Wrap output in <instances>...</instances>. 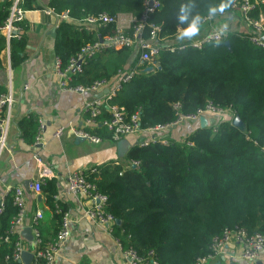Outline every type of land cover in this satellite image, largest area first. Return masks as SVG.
I'll list each match as a JSON object with an SVG mask.
<instances>
[{"label": "trees", "instance_id": "obj_1", "mask_svg": "<svg viewBox=\"0 0 264 264\" xmlns=\"http://www.w3.org/2000/svg\"><path fill=\"white\" fill-rule=\"evenodd\" d=\"M36 1L21 0L19 5L24 9L40 7ZM159 1V8L147 19L159 27L156 66L146 70L148 65L139 61L137 49L111 47L87 57L73 81L89 84L109 80L119 70H137L120 83L108 104L122 107L128 115L138 111L141 129L173 120L174 102L180 103L182 113H194L211 103L232 111L243 122L239 127L229 118H216L203 127L198 125L182 140L167 139L166 143L146 146L135 143L125 158L137 160V166L108 163L97 171H85L97 190L106 195L105 209L116 221L112 233L124 247L132 246L143 255L152 250L159 264H193L226 227L264 234V48L253 45L248 32L231 29L224 38L201 48L186 39L171 45L166 40L175 38L184 27L178 20L181 5L186 6L190 19L201 14L203 28L208 7L219 0ZM11 4L12 0H0V24ZM48 6L57 13L66 11L72 19L101 12L138 17L143 10L141 0H51ZM231 12L230 8L226 14ZM259 13L264 15V3L250 14L257 17ZM149 30L145 25L142 36L147 37ZM113 31L114 25L109 24L101 34ZM96 39L94 32L78 30L73 21L62 20L55 53L66 63L85 43ZM25 43L23 36L9 39L11 67L24 59ZM4 49L6 38L0 33V55ZM2 91L0 88V94ZM107 117L104 105L97 119ZM18 128L22 139L33 142L37 117L20 120ZM91 132L112 138L103 127ZM41 192L56 220L53 236L47 240L42 237L50 241L61 223V215L54 211L55 180L46 179ZM15 213L10 190L0 211L1 236L8 232ZM8 234L10 240L0 242V264H20L6 258L14 240V235Z\"/></svg>", "mask_w": 264, "mask_h": 264}, {"label": "crops", "instance_id": "obj_2", "mask_svg": "<svg viewBox=\"0 0 264 264\" xmlns=\"http://www.w3.org/2000/svg\"><path fill=\"white\" fill-rule=\"evenodd\" d=\"M50 1L37 0L40 7L26 9L25 16L20 22L21 36L26 41L22 62L11 67L9 52L4 49L0 55V88L3 89L2 93H9L12 96V102L7 108L9 125L6 145L0 151V201H3L12 188L19 186L23 189L26 219L19 228V234L27 248H33L28 223L38 209L43 212L39 223L43 239L47 240L53 236L56 230L53 211L48 208L45 195L41 191H33L30 187L32 180L37 176L38 157L51 172L47 179H54L56 182L57 204L70 214V235L58 250L54 264H128L115 242L113 233L84 215V210L92 201L81 192L70 191L67 176L74 170L88 171L108 163L124 166L128 162L125 158L126 151L133 144L153 137L182 140L198 127L199 122L183 121L157 132L141 129L123 137L129 143L125 151L119 150L118 140L112 138L99 136V142H93L74 136L71 128L85 129L90 133L98 127L106 129L99 122L101 119L91 120L86 103L93 99L103 100L107 93L105 89L115 84L119 76L116 74L108 80L107 86L95 92L79 93L59 88L57 76L53 72V59L57 55L55 53L57 28L62 20L44 11L49 7ZM64 20L73 21L78 30L94 32L96 40L110 34H101V29L105 27L94 24L79 28L81 25L79 19L68 17ZM204 23L200 34L194 39H198L205 32L221 29L224 24H227V30L248 31L238 11L211 18ZM166 41L172 43L179 40L176 35L175 38ZM31 116L44 123L43 139L37 145L34 141L27 142L22 139L18 128L20 120ZM204 116L208 124L212 123V119L215 121L220 117L210 113ZM59 126H63L64 131L59 137H55L53 133ZM31 260L32 257L27 262L30 263ZM207 264H264V249L254 262H249L239 256V246L230 243L222 256L210 260Z\"/></svg>", "mask_w": 264, "mask_h": 264}, {"label": "built area", "instance_id": "obj_3", "mask_svg": "<svg viewBox=\"0 0 264 264\" xmlns=\"http://www.w3.org/2000/svg\"><path fill=\"white\" fill-rule=\"evenodd\" d=\"M21 0H12L9 7V12L6 18L0 24V33L4 34L6 38V52H9V39L11 37L19 38L22 35V29L19 23L25 16L26 9L19 5ZM143 10L141 14L136 17L132 14H114L109 15L105 12L98 14H88L79 19L81 27L88 25H97L106 27L109 24H114V31L100 40L85 43L74 56H71L66 63L63 62L59 55H55L53 59V72L58 79V86L62 90L72 92H95L108 85V80L97 79L89 84L74 83L73 75L82 72V64L86 58L92 56L94 53L106 48H120L128 47L139 50V61L147 63L152 67L157 65L154 60L160 48L158 31L159 27L152 23H147L149 15L160 6L159 0H141ZM264 3V0H233L231 9L238 11L241 21L246 24L249 41L258 47L264 48V15L259 13L257 17L252 16L250 13L254 10L255 6ZM48 14H53L58 20L67 19L69 16L66 11L57 13L52 7L44 9ZM205 21L209 20L208 15L204 18ZM147 25L150 30L147 37L142 36V30ZM222 29V28H221ZM211 30L202 34L198 39L190 42L193 47L201 48L204 43L211 41H218L224 38L227 31ZM130 31V32H129ZM172 50V49H171ZM137 70L128 69L125 71L119 70L117 72L119 80L113 84L109 91L104 95L103 100L93 99L86 103V109L90 114L91 120H96L104 105H107L108 117L102 118L99 122L110 133L114 140H119L125 136L134 134L141 130L139 123V112L128 115L122 107L115 104H108L115 90L120 87V83L127 81ZM12 102V96L9 93L0 94V151L6 145V136L9 125V116L7 108ZM175 111V117L168 123L156 124L146 128L148 131L157 132L163 131L165 128H170L180 124L183 121L198 120L200 116L205 114H215L219 118H234V113L230 110L215 107L211 103H207L205 107L196 110L194 113H182L180 111V103L174 102L172 104ZM226 115L230 116L227 117ZM226 116V117H225ZM44 123L38 121L37 133L35 135L34 144H39L43 139ZM64 131L63 126H59L54 131L53 135L59 137ZM74 136L88 139L93 142H99L100 137L90 133L85 129L71 128ZM166 143L164 138L153 137L149 140L138 142L140 146H146L150 143ZM37 160V176L32 180L30 187L35 192L41 191L42 184L50 176V170L43 162L36 157ZM131 165L137 166V160H129L124 166ZM90 171H97L95 168ZM67 186L70 191H78L92 201L91 205L84 210V215L97 225L104 227L112 233L113 225L115 224L114 216L105 209L106 195L97 190L94 181L87 178V173L84 170H74L67 176ZM13 195V204L16 206V213L11 219V224L8 232L0 235V242H7L10 240V234L14 235L12 252L6 256L12 260L18 261L20 264H54L55 256L68 239L70 235V214L68 211L63 210L58 204L55 206L54 211L61 215L60 227L57 230L55 237L50 241H44L39 229V223L43 217L42 210L38 209L30 218L28 226L32 234L33 248H27L24 241L19 234V228L25 223L26 207L23 189L21 187H14L11 189ZM2 202L0 203V211ZM115 242L122 250L124 258L128 264H159L153 255V251L149 250L146 254H140L132 246L124 247L119 237L114 236ZM230 243H236L239 246V256L249 262H254L259 253L264 249V234L261 232L247 233L242 228H224L222 232L215 235L209 245V250L202 256H199L193 264H207L210 260L222 256ZM30 252L32 260L27 263L23 260V253ZM42 260L40 262L39 260Z\"/></svg>", "mask_w": 264, "mask_h": 264}, {"label": "clouds", "instance_id": "obj_4", "mask_svg": "<svg viewBox=\"0 0 264 264\" xmlns=\"http://www.w3.org/2000/svg\"><path fill=\"white\" fill-rule=\"evenodd\" d=\"M233 0H219V3L213 6H209L207 9L208 18L211 19L216 16H224L231 8ZM178 20L184 23V27L179 29L177 32L178 40H192L197 37L202 28V16L200 13H196L194 16L189 18V13L186 6L181 5V11L178 16ZM227 24L222 26L221 31L227 30Z\"/></svg>", "mask_w": 264, "mask_h": 264}, {"label": "water", "instance_id": "obj_5", "mask_svg": "<svg viewBox=\"0 0 264 264\" xmlns=\"http://www.w3.org/2000/svg\"><path fill=\"white\" fill-rule=\"evenodd\" d=\"M225 44L229 45L228 40H225ZM151 69H152L151 65H148L146 67V70H151ZM108 91H109V88H106L105 89V93L108 92ZM198 122H199V126L200 127H203V126L208 124V121L205 118V116H200L198 118ZM212 122H214V119H212ZM232 123H234L235 125H238L239 127H243V122L239 119V117L237 115H235L234 118L232 119ZM117 146H118L119 150L122 149V151H125L129 147V143L127 142V140L125 138H121V139L118 140ZM0 203H1V201H0ZM31 236H32V234H31ZM30 258H31V254L30 253H28V252H24L23 253V260L25 262L29 261Z\"/></svg>", "mask_w": 264, "mask_h": 264}, {"label": "rangeland", "instance_id": "obj_6", "mask_svg": "<svg viewBox=\"0 0 264 264\" xmlns=\"http://www.w3.org/2000/svg\"><path fill=\"white\" fill-rule=\"evenodd\" d=\"M226 116H227V117H230V116H228V115H226ZM226 116H225V117H226Z\"/></svg>", "mask_w": 264, "mask_h": 264}]
</instances>
